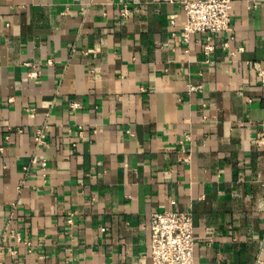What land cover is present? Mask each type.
Segmentation results:
<instances>
[{"label":"crops","instance_id":"1","mask_svg":"<svg viewBox=\"0 0 264 264\" xmlns=\"http://www.w3.org/2000/svg\"><path fill=\"white\" fill-rule=\"evenodd\" d=\"M180 2L0 0V264H151L168 209L264 264V0L188 42Z\"/></svg>","mask_w":264,"mask_h":264},{"label":"built area","instance_id":"2","mask_svg":"<svg viewBox=\"0 0 264 264\" xmlns=\"http://www.w3.org/2000/svg\"><path fill=\"white\" fill-rule=\"evenodd\" d=\"M232 0H181L185 21L179 36L188 42L191 34L205 33L207 38L214 34L232 30L230 3ZM129 9L124 8L121 16L126 17ZM175 36V33H172ZM212 46L206 44L204 53L208 54ZM239 51L243 48L239 47ZM233 53V52H232ZM51 63V60H48ZM260 85L264 90V68L253 63ZM34 75V73H33ZM75 104H72L74 107ZM36 140L44 143V135L37 133ZM174 204V201H171ZM149 257L151 264H194V226L189 212L168 209L154 212L149 223Z\"/></svg>","mask_w":264,"mask_h":264}]
</instances>
